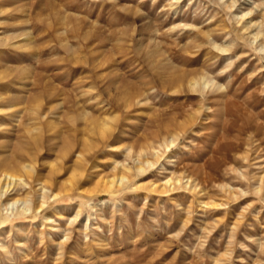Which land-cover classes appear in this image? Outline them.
<instances>
[{
	"label": "rangeland",
	"instance_id": "rangeland-1",
	"mask_svg": "<svg viewBox=\"0 0 264 264\" xmlns=\"http://www.w3.org/2000/svg\"><path fill=\"white\" fill-rule=\"evenodd\" d=\"M224 1L0 0V264H264V0Z\"/></svg>",
	"mask_w": 264,
	"mask_h": 264
},
{
	"label": "bare ground",
	"instance_id": "bare-ground-1",
	"mask_svg": "<svg viewBox=\"0 0 264 264\" xmlns=\"http://www.w3.org/2000/svg\"><path fill=\"white\" fill-rule=\"evenodd\" d=\"M236 2H237V0H225L223 2V4H224L223 6H225L227 9H231L233 6H235ZM250 11H252V9ZM244 15H246V13ZM251 24H252V21L249 20L247 22L248 27H250ZM257 35H258V33H257ZM257 35L255 34L254 39L256 38ZM205 37L206 38L204 40H207L210 37L216 38V36H214L212 34V32H209ZM202 45L203 44L199 43V44H195L194 46H196L198 49H200L202 47ZM214 47L218 51H220L221 53L227 51L226 48L220 47V45H215ZM158 54H159V57L161 55H163L161 52H159ZM188 61H189V59H188ZM177 71H179V72L176 73V74H173L172 77H171L172 82L182 83V82L186 81L188 83V86H190V88H192V89H195V87L198 86V85H199L200 89H204V87L209 86L207 84L210 83V81L206 78L207 77L206 73L204 71H203L204 73H201L200 69H198V68L192 69V70L191 69L190 70L181 69V70H177ZM250 127H249V129H250ZM259 130H261V125H260ZM262 130H264V129L262 128ZM256 132H257V130H256ZM259 137H261V136H259ZM5 161H7V160H5ZM139 163H140V161H139ZM127 167L128 168H126L125 171H129L130 170V167L129 166H127ZM131 167H133V166H131ZM135 169L139 171V170H141V167L139 165H136ZM20 171H23V174H20ZM32 171L33 170H32L31 164H23L21 166L20 165H16L15 168H12L10 165L0 164V206L1 207L3 206V211H4L3 213L0 212V223L3 220V218H7V216H8L7 214H8V210L9 209L11 210V213H13V210H14L15 206H16L15 212H23V211L27 210L24 206L18 207L16 205V203L18 202L17 199L13 200V201H9V197L8 196H9V193L16 186H19V185L20 186H25L27 184L25 182V180H24V174L25 175H30V173ZM125 179L128 180V176L125 174V172H122L117 177H112L111 179H108L106 181V183L108 185V188L110 189L113 186L117 187V186L123 185ZM10 200H11V198H10Z\"/></svg>",
	"mask_w": 264,
	"mask_h": 264
}]
</instances>
